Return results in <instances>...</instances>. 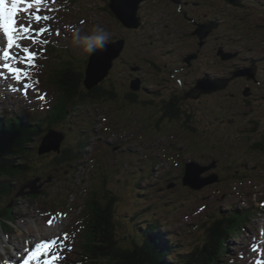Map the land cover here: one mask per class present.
<instances>
[{"label": "rangeland", "instance_id": "1", "mask_svg": "<svg viewBox=\"0 0 264 264\" xmlns=\"http://www.w3.org/2000/svg\"><path fill=\"white\" fill-rule=\"evenodd\" d=\"M188 1L191 2L190 9L196 10L200 15H206L209 10H211L209 15H219L221 23L218 29L213 30L211 34L213 36L208 42L207 51L211 56L208 65L199 67L198 70L194 67L193 76L199 75L202 71L222 75L224 67L228 73L231 66H242L250 59H255L261 60L260 76L264 77V0H242L249 5L244 4L246 7L236 8V11L229 10L231 8L229 2ZM105 4L106 0H47L39 6L38 14L48 16L49 20H42L39 24L32 19V14L36 12L21 11L17 14V28L21 25L31 28L28 36L32 39L26 38L25 34L19 31L16 32L15 37L21 47H27L35 54V59L31 62V66L27 63L18 64L17 60L2 59L0 61V70L12 74L4 67V64L8 63L13 68L19 67L25 74L17 80L21 90L7 83L1 85L0 82V102H3V106H0V117L7 118L23 113L33 121L38 114L47 115L46 110L51 106L50 100L54 101V105L58 100L61 81L76 75L77 71L83 68L82 58L87 57L89 53L84 50V36L96 27L109 32L108 41L114 36L122 35L123 29L116 25L115 20L105 10ZM242 10L249 12V18ZM143 12L153 23L136 37L130 36L131 41L136 44V47L126 52L132 63L135 62L138 65L145 56L149 55L147 47L142 46L138 40L142 37L150 39L153 37L156 43L162 46L160 53L162 50L179 51L178 55L181 52H196L197 40L191 36L196 26L177 17L175 6L169 10L166 7H158L150 13L147 10ZM206 16L209 18L208 15ZM36 25H39L38 31H36ZM41 27L46 28L47 32L37 35ZM1 33L3 35V31ZM68 39L71 40L70 45ZM4 40L5 45L1 48L2 56L3 50L7 49L5 36ZM33 41H46V43ZM53 43L57 47L56 52L53 49ZM216 46L238 53V58L224 64L218 59ZM14 49L15 56L25 55L19 49ZM10 54L13 55V49ZM69 60L73 62V65L67 62ZM117 69L119 73L114 72L113 77L122 79L124 76V81L127 74H140L139 71H130L123 65ZM51 72L56 74V78L50 79ZM49 80L53 83L57 81V85L51 86L48 84ZM22 85L27 87L24 88ZM259 87L260 85L256 86V89L258 90ZM233 92L234 90H228L226 94L211 97L210 107L227 98L241 114L237 115L233 121L226 118L220 121L218 126L213 124L204 129L203 136L185 134L176 129L158 133H154L153 129L148 131L137 111L132 119L126 121L133 123L128 125L124 123V116L113 113L112 108H109L106 103L97 105L89 100L78 106L74 113H70L65 123L56 122L55 125L53 123L54 129L67 131L68 140L63 147L72 150L71 154L78 146L76 143L81 131L88 130L81 134L83 133L82 139L90 138V141L87 142L79 163L67 169L68 172H65L63 168L62 172L55 173L52 181H47L48 174L52 169L59 167V162L64 158H57L58 154L54 152L39 154L38 148L42 142V136L48 129L47 123L52 120L47 119L48 116H46L39 121L42 132L40 137L31 143L28 158L24 160L29 169L19 182H13L12 195L0 203V209L8 203L13 207L15 225V231L9 232L7 229H11L12 226L8 228L7 223L0 224V264H22L27 256L35 251L36 242L46 244L51 241L55 242V247L43 258H40L42 256L40 255L38 264H45L46 260H51L52 254L59 256L53 264H80L78 260L81 259L82 246H88V250H91L94 242L93 230L90 228V201L91 194L95 190L101 192L110 190L117 194L120 199L116 215L124 224L131 219V211L154 204V209L146 212L144 216L154 214L155 218L163 221L166 224L165 230L177 233L176 239L182 240L181 247L188 251L200 242L204 225H209L216 216H225L233 209L246 210L245 213L255 211L246 223V229H243L240 238L237 240L229 238L228 244L232 252L240 253L242 257H245L244 264H264V151L252 148L253 143L256 144L259 140L258 132L254 140L250 137L240 139L241 136L238 134L239 129L249 125L250 114L264 112V101H256L250 106L246 104L248 100L244 95L234 97ZM141 114L143 116L142 112ZM114 120H118L120 125L110 126ZM78 126L80 132L74 136L71 128L74 127V131H77ZM141 135L144 136L141 137ZM118 145L120 146L116 148ZM246 151L249 153L248 161L240 167L235 161L242 160L247 155ZM209 152L208 157H202ZM139 157L145 165L136 167ZM193 159L207 165L213 163L214 159L220 162L216 163L219 166H216L217 169L212 172L222 174L223 179L199 191L184 187L182 184L184 162ZM140 165L143 164L140 163ZM149 166L154 172L150 192L158 189L160 195L148 201L138 199L141 200L140 202L143 201L144 204L141 205H137L138 202L135 200L136 205H131L130 193L134 196L138 193L134 178L137 180V178L148 177ZM136 171L139 172L135 173ZM35 177H43L45 186L37 184L41 192L37 196L18 194L23 183L34 180ZM156 181L158 184H155ZM121 182L128 185L123 187ZM171 182L177 183V186L171 185ZM164 195L168 197L164 198ZM132 199H134L133 196ZM136 219L141 222L143 216L138 215ZM41 227L50 229L45 233L50 235L48 239L42 237ZM118 227L117 225V229ZM136 227L138 226H129L132 236ZM2 229L7 230V236H4ZM129 229L119 228L120 238L126 246L130 245L132 239L130 235L128 237ZM255 229L261 233L259 238L263 244L257 255L253 252L259 247L254 243L250 244L251 236L258 234H255ZM22 247H26V250L22 251V255H18Z\"/></svg>", "mask_w": 264, "mask_h": 264}, {"label": "trees", "instance_id": "2", "mask_svg": "<svg viewBox=\"0 0 264 264\" xmlns=\"http://www.w3.org/2000/svg\"><path fill=\"white\" fill-rule=\"evenodd\" d=\"M163 57L165 61L161 65H157V69L166 72V66L170 65L176 58L171 51L164 52ZM54 78H56V74L51 72L50 79ZM83 80L84 73L61 81V87L58 86V100L50 111L53 121L65 122L68 119L69 111H74L77 106L83 105L89 100L101 98L106 100V97L111 100L114 98L107 89L95 88L90 92L85 91L82 89L84 87ZM262 80L264 81V77L259 75L258 81ZM56 83L57 81L53 83L49 80L48 84L52 86ZM179 83L181 85L175 91V98L164 99L163 105L160 103L158 105L161 112L165 110L164 115L167 118L176 120L181 125H191L195 113L188 103L184 104L186 99L183 91L187 89L186 86L182 85L181 80ZM260 92V90H255L252 97L247 99L248 103L255 104L256 101H264V97L259 95ZM162 94H164L163 90H157L153 97L155 95L161 97ZM131 101L134 102L132 99ZM138 102L157 104V102L147 101L142 97L137 98L135 103ZM231 109L232 107L229 105V108L224 110L228 117L233 116L236 112ZM249 120V125L244 126L245 128L241 131H248L246 136L252 140L258 132L260 137L256 144L253 143V148L264 151V112L250 114ZM49 127L52 128L53 125ZM193 131H195L194 128ZM36 136H38L36 129L29 124L12 123L11 121L8 123L0 122V202L12 194L13 181L27 173L29 166L24 160H27L28 151ZM66 155L62 156L64 159H61L59 164L69 157ZM108 194L111 195L105 197V208L97 198V193L90 201L92 233L95 243L93 242V252L89 251L85 257L93 261L91 264H232L233 259L223 261L228 253L224 243L227 236L224 229L230 230L232 233L238 231L242 227L243 218L229 219L225 222L228 224L226 226L222 222L215 223L208 230L207 239H204L203 246L197 245L189 252H185L184 248L181 247L182 245L176 243V240L170 241L169 235L161 231L160 221H154L145 228H143L142 223L138 222L135 226H139L134 229L131 246H126L121 243L116 233L117 225L115 216H113L115 194L113 195L111 192ZM7 212H12V209L1 208L0 218Z\"/></svg>", "mask_w": 264, "mask_h": 264}, {"label": "water", "instance_id": "3", "mask_svg": "<svg viewBox=\"0 0 264 264\" xmlns=\"http://www.w3.org/2000/svg\"><path fill=\"white\" fill-rule=\"evenodd\" d=\"M144 1L147 0H111L110 7L125 27L137 29L141 26V19L138 15V12L140 5ZM209 32L210 27L202 26L196 31L195 34L198 35L201 40H203L208 36ZM124 46V40L114 42L106 46L103 51L95 53L90 58V63L87 68V78L85 80V85L89 90L93 89L108 77L110 70L113 67V61L120 56ZM249 72L250 71L236 72L234 76H249V78H251L250 75L253 73ZM220 84L221 83H219V86L214 87V91L224 88L227 84V81L223 82L221 85ZM200 85L201 84H199L197 91L203 92V89H201ZM212 91L213 89H207V92ZM64 138V135L58 133L57 131H50V133L42 142L40 153L45 154L51 151H59ZM208 169V167H201L195 162L187 164V172L184 178L185 185H190L192 188L199 190L218 181L219 178L217 175L208 178H202V174ZM37 181L25 185L21 194H24V190L27 188H32L28 194L39 193V190L36 187Z\"/></svg>", "mask_w": 264, "mask_h": 264}, {"label": "snow or ice", "instance_id": "4", "mask_svg": "<svg viewBox=\"0 0 264 264\" xmlns=\"http://www.w3.org/2000/svg\"><path fill=\"white\" fill-rule=\"evenodd\" d=\"M45 0H11V6H7L6 0H0V29L3 31V35L7 39V49L3 52V59L5 61L8 60H17V63H27L31 66V62L35 59V54L31 52L27 47H21V44L17 41L15 37L16 32H22L25 34V37L28 39H32L31 36H28V33L31 31V28L24 27L21 25L17 28V19L16 16L19 12L24 11L27 12L29 9L33 8V5L36 6V13L32 14V19L35 20L37 24H39L42 20L48 21L49 17L38 14L40 12V5L43 4ZM26 4L27 7L21 9L19 5ZM47 32L46 28L41 27L37 35H42ZM58 34V33H57ZM35 43H46V41H33ZM17 48L25 55L22 57H17L11 55V49ZM4 67L11 72L17 80H20L21 75H25L22 73V70L19 67L13 68L8 63L4 64ZM27 87V86H26ZM67 239V237H65ZM55 247V242L51 241L46 244L38 243L35 246V251L31 252L27 259L24 260V264H29L30 261L36 260L38 264V258L40 255H48L51 252V249ZM59 251V250H58ZM59 259L57 254H52L51 260H46L45 264H53V261Z\"/></svg>", "mask_w": 264, "mask_h": 264}, {"label": "bare ground", "instance_id": "5", "mask_svg": "<svg viewBox=\"0 0 264 264\" xmlns=\"http://www.w3.org/2000/svg\"><path fill=\"white\" fill-rule=\"evenodd\" d=\"M239 0H233V3L235 2H238ZM239 4H247V2L245 1V3H237V5H239ZM235 5V4H234ZM236 6V5H235ZM237 7V6H236ZM30 24V23H29ZM31 25H34V24H31ZM38 27H39V25H36V31H38L37 29H38ZM2 29H0V61L3 59V56H2V53H1V48L5 45V41H4V36L2 35ZM26 42V41H25ZM264 47V46H263ZM62 63V62H61ZM18 64H20V63H18ZM61 65V64H60ZM63 66V65H62ZM62 68V67H61ZM0 82H2L3 84L4 83H7V84H10L12 87H14V86H16L19 90H21L22 88L20 87V86H18V81H17V79L15 78V76L13 75V74H8L7 72H4V71H2V70H0ZM24 88L26 87L25 85H22ZM3 87H4V85H3ZM4 88H6V87H4ZM2 89V88H1ZM0 105L2 106L3 104L2 103H0ZM94 134V133H93ZM157 180V179H156ZM59 225V224H58ZM50 229H45V228H43V227H41L40 228V232H41V234H42V237L44 238V239H48L49 237H50V235L49 234H45L46 232H48ZM52 231V230H51ZM258 233V234H257ZM177 234V233H176ZM255 234H257V236L256 235H254V236H251V238H250V244H255V245H257L259 248L257 249V250H255L253 253L255 254V255H257L259 252H260V248H262L263 247V244H262V242H261V240H260V238H259V235L261 234L260 232H259V230L258 229H255ZM178 235V234H177ZM180 236V235H179ZM176 238V237H175ZM183 238V237H182ZM185 239V238H184ZM184 241V240H183ZM187 242V241H186ZM183 243V242H182ZM36 244H38L37 242H36ZM35 244V245H36ZM23 250H26V247H22V249L19 251V254L18 255H22V251ZM42 256H44V255H42ZM221 257V256H220ZM29 263H34V261H31V262H29ZM65 263V262H64Z\"/></svg>", "mask_w": 264, "mask_h": 264}, {"label": "clouds", "instance_id": "6", "mask_svg": "<svg viewBox=\"0 0 264 264\" xmlns=\"http://www.w3.org/2000/svg\"><path fill=\"white\" fill-rule=\"evenodd\" d=\"M109 32L103 28L96 27L86 34L84 40V50L95 53L98 49L103 51L106 47V42L109 39Z\"/></svg>", "mask_w": 264, "mask_h": 264}, {"label": "flooded vegetation", "instance_id": "7", "mask_svg": "<svg viewBox=\"0 0 264 264\" xmlns=\"http://www.w3.org/2000/svg\"><path fill=\"white\" fill-rule=\"evenodd\" d=\"M143 86H144V88H145V90H146V80H145V78L143 77ZM163 80H161V82H162ZM234 83L235 82H233V83H231L230 85H229V88H228V90H230V91H232V90H237V89H239V91H241L242 89H244V87L246 86V88H249V87H252V83H249L248 81H246V80H241V85H234ZM162 84V87H165L166 89L168 88V86L166 85V83H161ZM228 90H224V91H222V92H219L218 94H216V95H223V94H226L227 93V91ZM147 91V90H146ZM148 92V91H147ZM240 93V92H239ZM145 94V92H143V91H141V92H138V93H136V92H132V91H128V92H126V94L124 95V96H126V98L130 101V99H132L134 102L135 101H137V98L138 97H141L142 95H144ZM170 99H173V98H168L167 100H170ZM140 103V102H139ZM163 105V104H162ZM161 109V108H160ZM162 112H165V110L164 111H162Z\"/></svg>", "mask_w": 264, "mask_h": 264}]
</instances>
